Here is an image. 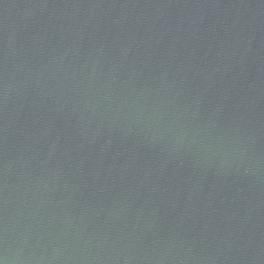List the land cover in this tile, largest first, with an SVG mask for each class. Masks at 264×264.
<instances>
[{"label": "water", "instance_id": "water-1", "mask_svg": "<svg viewBox=\"0 0 264 264\" xmlns=\"http://www.w3.org/2000/svg\"><path fill=\"white\" fill-rule=\"evenodd\" d=\"M0 264H264V0H0Z\"/></svg>", "mask_w": 264, "mask_h": 264}]
</instances>
